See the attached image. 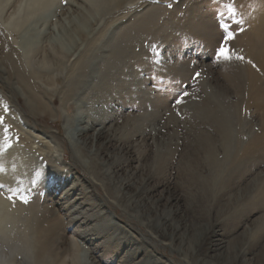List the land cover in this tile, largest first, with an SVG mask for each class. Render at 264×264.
Masks as SVG:
<instances>
[{
  "label": "rangeland",
  "instance_id": "1",
  "mask_svg": "<svg viewBox=\"0 0 264 264\" xmlns=\"http://www.w3.org/2000/svg\"><path fill=\"white\" fill-rule=\"evenodd\" d=\"M18 1L5 6L7 1L0 0V115L5 116L0 165L6 172H18L16 180L8 174L1 179L0 172V182L19 185L31 198L27 205L17 201L22 210L19 227L28 229L26 242H33L36 252L40 245L47 246L40 264L158 262L143 261L146 255L134 249L136 242L148 245L159 264H186L181 254L130 217L128 205L130 200L143 201L137 196L141 189L149 192L146 202L158 208V214L176 209L173 216L192 224V234L199 233V225L213 226L220 249L213 257L226 259L243 249L247 260L264 264V65L252 63L248 54L259 31L264 33V0H136L110 18L89 12L82 0H58L12 31L4 18ZM222 23L229 27H220ZM228 31L236 33L230 48L244 60L214 59L221 35ZM56 45L67 53L64 68L37 74L38 65L27 64L28 57ZM118 46L123 49L116 62L121 57L125 62H114L117 82L126 78L122 98L118 90L112 91L114 98L96 97L100 83L91 79L93 90L72 89V81L104 71L103 63ZM185 90L190 95L178 104ZM84 98L95 103L80 108ZM5 102L8 112L3 110ZM100 106L102 118L95 115ZM80 114H85L81 126L89 142L84 159L97 161L89 156L96 150L104 164L87 168L75 153L68 131L77 132ZM144 117L152 120L140 128ZM6 125L11 126L7 132ZM154 126L160 131L149 132ZM200 135L221 146L220 159L235 161L222 177L226 188L213 208L206 207L213 196L204 191L206 182H188L193 175L208 177L214 171L201 164L193 174L190 168L194 151L202 147L195 142ZM5 136L13 144L10 150L3 147ZM173 136L177 154L168 169L157 172L155 140L162 145ZM241 149L248 153L240 154ZM6 190H0L3 197ZM227 214H235L232 223L224 222ZM179 230L181 235L186 232Z\"/></svg>",
  "mask_w": 264,
  "mask_h": 264
},
{
  "label": "bare ground",
  "instance_id": "2",
  "mask_svg": "<svg viewBox=\"0 0 264 264\" xmlns=\"http://www.w3.org/2000/svg\"><path fill=\"white\" fill-rule=\"evenodd\" d=\"M5 1H7L5 6L11 3V0H5ZM57 1L58 0H19L18 3L14 6L13 11L8 15V17L4 18L5 23L7 24L6 27L12 29V31H16L19 28H22V26L26 24V22L29 19H31L35 14L53 8L56 5ZM82 1H84V3H88L90 7L89 12L100 16L103 15L105 18L106 16H109L108 18H110L115 13H117L119 9H122L124 5H126L127 3H135L136 0H82ZM84 21L86 22V20ZM121 49H123V47L118 46L117 49L114 48L111 51V53L109 54L110 57L108 56L105 62L103 63L104 66H106L104 71H101L100 74L98 75L90 76L86 81L84 80L80 81L79 80L80 78L78 80L72 81L71 83L72 89L74 88V90H77L80 88L83 90L85 88L88 90L93 87V86L91 87V85L89 86V83L92 82L91 80H96L97 84L100 83V85H97L95 87L96 97H103V98L105 97L104 99H108L107 97L109 95L113 97L112 91L115 90H118V95L121 93L124 94L123 90H125L126 87L125 88L123 87V83L126 81V78L123 76V79L117 82L118 77L116 76V74L118 73V70L116 67H114V62H116L117 58L120 56L121 51L119 50ZM248 54L251 57L250 59L252 60V63L255 62L256 65L257 64L264 65V33H262L261 31H259V34H257V43L255 48H253V51L248 52ZM129 55L130 54H128V56ZM66 58H67V53L64 52L61 47L56 45L52 50L45 48L41 50H34L32 56L28 57L27 64L31 66L33 62L37 64L39 67V69L37 68V70H39L37 74L41 75V73L45 74L46 72L52 71L53 69L55 70L57 69L56 71L58 72L61 71V69L64 68ZM121 58L118 59L119 62H116L118 63V65L119 64L124 65L125 63L124 60ZM56 66L58 68H55ZM255 75H256L255 72H253L252 69H250V78L252 77V79L254 80L256 77ZM104 88H110L109 90L110 92L104 93L103 92V90H105ZM93 89L94 87L91 90ZM119 97L122 98L123 97L122 94ZM119 97L118 99H120ZM87 102L94 104L95 100L93 98H91V100L90 98L89 100L88 98H84L83 102H81L77 106L81 108ZM95 110H96L95 115H99L101 116V118L105 117L102 106L97 107ZM84 117L85 114H80L78 118L79 123L78 121L76 123L77 132L74 134L72 131L70 132L68 131V138L75 149V153L77 157L83 162L85 167L91 168V166L93 165L96 166L98 165V163L100 164L101 163L104 164V163L102 162V159L99 158L100 156L99 152H97L96 150L89 151V156L95 155L94 156L96 158L95 160H97L98 162L88 161L84 159V152L85 150H88L87 146L89 144L88 140L83 137L86 127L81 126L82 125L81 122L84 120ZM150 118L151 117H144L143 119L145 122L138 124V126L142 128L145 123L150 122L152 120ZM174 124H176V122ZM151 131L156 132V131H160V129L157 126H154L149 130V132ZM77 136L79 139H77ZM158 136L160 137V135L157 134V137ZM97 138L94 137L93 140H96ZM162 141H163L162 145H160L157 139L155 140L156 163L155 166L153 165L154 170L160 173L163 170L168 169V166L172 165L170 158H175L174 155L177 154V136L168 137V139L164 138ZM195 142L196 143L198 142L197 144H202V147L198 148L197 151L196 150L194 151L195 160H190L191 162L190 168L193 171V174H194V169L196 167H199L201 164L205 165L206 167H209V170L213 169L214 171L208 177H205L204 175L196 176L192 174L195 177H193L192 179L188 178L189 179L188 182L194 183L202 180L206 182V185H203L205 186L204 191L206 192V194L211 192L213 194V196L211 195V199L209 200L208 204H206L207 205L206 207L213 208L221 200L223 196L222 192L226 188L223 183L224 180L222 179V177L226 175L225 173L227 167L228 168L230 167L229 164L231 163V165H233L235 161L234 158H232L233 160L231 162L230 160L226 161L224 159H220L221 154L219 153L221 150L220 148L221 146L218 147L212 145V142H215V140L209 136L200 135L198 138H195ZM243 150L245 149L240 150V154L248 153V152H241ZM238 153L239 152H235L234 154L237 155ZM98 158L100 160H98ZM236 166L239 165H235L231 167L234 168ZM9 172L11 173L9 174ZM17 173L18 172L14 171L12 168H8L7 172L6 171L5 173L2 172L1 179H5V176H2L3 174L5 175L8 174L9 176L12 177V179L16 180ZM144 187L146 188V186ZM6 191H4L3 195H7ZM1 193L2 191H0V264L42 263L44 261L43 259L46 251L48 252L47 246L38 245L41 249L38 250L39 252H36V250L34 249L35 246L32 245L33 242L32 243L31 241L26 242L27 237L29 236L28 229L24 228L23 230L24 234H23V231L19 227V221L21 218L20 213L22 212L20 205L17 202L16 205L13 206L9 200H7L5 197L2 196ZM148 193H149L148 191L141 189L140 192L137 194V196L138 195L142 196L143 201L140 202L137 201L138 203L137 202L135 203L134 201L130 200V205H128L129 211H131L130 217L133 220L141 221L145 226H147L151 230L153 235H155L158 238H161L173 252L177 254L178 253L181 254L186 264H256L254 260L251 261L250 259L249 261L247 260V258H245L248 252L247 250H243V249L235 250L233 254L231 256L229 254V256L226 259H224V257H222L221 255L220 256L217 255L216 257H213L212 252H217L220 250L219 247H217L218 245L216 244V240H219L218 237L216 238L218 232L215 231L213 226L202 227L203 225L202 226L199 225L200 226L199 233L192 234L191 233L193 227L192 224L191 226L187 225V223L183 224L184 222L183 223L181 222L182 223L181 224L177 222V219L173 216V214L177 213L176 209L172 212V214H169V210L163 211L161 214H158L157 212L159 211L158 208L157 211L153 210L154 206L152 207L149 203L146 202L147 200L146 197L148 196ZM148 206L149 209H147ZM135 207H137L136 213L132 211L134 210ZM138 214H144L146 218L143 220L142 218H140ZM234 219H235V214H227L226 218L224 219V222L226 223V221H228V223H232ZM214 223L215 222H213V224ZM181 227L183 230L186 231L184 232L186 234L184 233H182V235L179 234L180 231L179 228L181 229ZM187 233H191V235L189 236L187 235ZM178 241H181V245H178ZM184 243L188 244L186 248L184 247ZM133 246L135 247L137 246L136 248L134 247V249L139 248L141 251H144L146 256H144V258L142 259L143 261L149 262L152 260L153 262L156 261L159 262L158 259L154 260L156 257L149 250L148 245L141 242H136ZM203 246L206 247V250H203L202 252L203 254L198 253L199 251H201V248ZM26 252L29 253L28 254L29 256L25 258H21L20 253L22 255L25 254ZM158 262L154 264H159Z\"/></svg>",
  "mask_w": 264,
  "mask_h": 264
},
{
  "label": "snow or ice",
  "instance_id": "3",
  "mask_svg": "<svg viewBox=\"0 0 264 264\" xmlns=\"http://www.w3.org/2000/svg\"><path fill=\"white\" fill-rule=\"evenodd\" d=\"M66 2V0H65ZM244 21L241 20L239 23H243ZM239 23L237 24V28L240 32H244L245 29L244 28H239ZM220 27L227 29L229 26L227 24H221ZM236 36V33L234 31H228L226 34H222L221 35V39L218 43L217 48L215 49L214 53H213V57L216 61H219L221 59L223 60H231L233 58L237 59V60H244V57L241 55H238L237 52L233 49L230 48L229 46V42L234 40ZM249 63H251V61H248ZM255 66V65H253ZM200 73L196 72L195 73V77H200ZM190 95V93H188L186 90L183 91L182 95H180L177 98V103H183L185 97H188ZM3 110L5 112L9 111V105L5 102L3 104ZM5 124V116L4 115H0V125H4ZM10 125H6L4 131L7 132L8 129L10 128ZM16 140L17 142L19 141V136H16ZM3 147L5 149H12L13 148V144L9 141L8 137L5 136L4 139V145ZM6 169L4 168L3 165H0V172H5ZM37 175H40V173H37ZM32 183H35V181H31ZM7 188V195L5 196V198L7 200H9L11 202V204L13 206L16 205L17 201H19L20 203L27 205L30 203V196L25 194V189L20 187L19 185L17 186H9L6 185L3 182H0V190H3Z\"/></svg>",
  "mask_w": 264,
  "mask_h": 264
}]
</instances>
